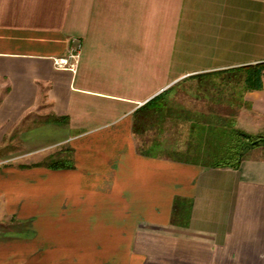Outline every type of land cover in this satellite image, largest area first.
Returning <instances> with one entry per match:
<instances>
[{
	"label": "crops",
	"instance_id": "0c3cea01",
	"mask_svg": "<svg viewBox=\"0 0 264 264\" xmlns=\"http://www.w3.org/2000/svg\"><path fill=\"white\" fill-rule=\"evenodd\" d=\"M260 63L264 0H0V264H264V147L201 167L134 130L171 87ZM239 95L264 135V75ZM66 149L73 169L38 165Z\"/></svg>",
	"mask_w": 264,
	"mask_h": 264
},
{
	"label": "trees",
	"instance_id": "16d2710c",
	"mask_svg": "<svg viewBox=\"0 0 264 264\" xmlns=\"http://www.w3.org/2000/svg\"><path fill=\"white\" fill-rule=\"evenodd\" d=\"M244 69V76L228 72L229 75L238 77L235 84L234 81L232 82L234 78L223 77L222 82L218 84L216 80L220 77L205 79L203 76L198 79L196 87L193 86L189 90H193V95L198 99L203 97L218 104L228 103L231 107L235 105V102H238L237 104L240 106V97H234L237 88L239 87L240 90L243 88L245 92L260 90L263 87L264 63ZM178 89V86L171 87L149 101L137 112L134 130L138 136H142L154 128H160L168 119L181 120L180 117L183 116L184 111L176 112L172 104V98L177 94ZM225 91H229V94L233 93L230 95L232 97L225 98ZM198 116L200 115H195L194 119L189 114L182 117L184 121L191 122V142L186 149L171 152V159L201 167L239 169L250 149L264 147V135L249 134L237 128L234 116H221L206 122L199 120ZM200 117L202 118V116ZM158 148L161 146L155 142L152 149ZM139 150L144 155H151L148 150L145 151L142 148ZM38 165L50 170L73 169L72 150L66 149L58 155H51Z\"/></svg>",
	"mask_w": 264,
	"mask_h": 264
},
{
	"label": "rangeland",
	"instance_id": "374dc122",
	"mask_svg": "<svg viewBox=\"0 0 264 264\" xmlns=\"http://www.w3.org/2000/svg\"><path fill=\"white\" fill-rule=\"evenodd\" d=\"M223 77H228L226 79H232V82L235 84L237 80L233 75H226ZM223 77H220L216 81L217 83H221ZM233 84V85H234ZM195 85L187 84L183 85L178 89L177 94L172 98V104L175 107L176 112L180 113L182 110L184 111L183 116L189 114L193 117L198 116L199 120L202 122L213 121V119L217 117H229L237 115V110L239 109L238 102H235L234 106H230L228 103L218 104L213 101H208L202 97L201 101L192 100L193 90H189ZM196 87V86H195ZM239 91V92H238ZM240 89L237 88L236 94H234L236 98H239ZM229 94V91H225L224 97L229 98L232 97ZM185 114V115H184ZM182 116V117H183ZM176 117V116H175ZM180 117L181 120H177V118H173L172 120L168 119L160 128H154L148 131L146 134L142 136H138L139 140V148L143 150H148L153 156H161L170 158V153L174 150H184L188 147V144L191 142V122L184 121V119ZM236 127L239 128L236 124ZM240 129V128H239ZM157 142L160 144L161 148L152 149L153 144ZM188 203H183L182 205L177 202V209H175V221L182 220L184 221L188 215Z\"/></svg>",
	"mask_w": 264,
	"mask_h": 264
},
{
	"label": "built area",
	"instance_id": "2783aa9c",
	"mask_svg": "<svg viewBox=\"0 0 264 264\" xmlns=\"http://www.w3.org/2000/svg\"><path fill=\"white\" fill-rule=\"evenodd\" d=\"M79 52H80V45H78L75 50L73 49L71 51V53L69 55V58H61V59H59V62H58L59 67H67V66H69V60L71 59V60H74V62H75L74 65L70 66L73 69L75 67L77 61L79 60V57H80V53Z\"/></svg>",
	"mask_w": 264,
	"mask_h": 264
}]
</instances>
